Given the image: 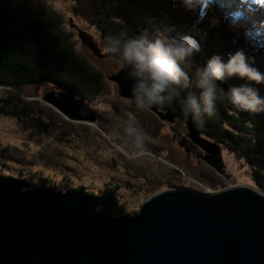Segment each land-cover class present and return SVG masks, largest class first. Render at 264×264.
Listing matches in <instances>:
<instances>
[{
	"label": "water",
	"instance_id": "water-1",
	"mask_svg": "<svg viewBox=\"0 0 264 264\" xmlns=\"http://www.w3.org/2000/svg\"><path fill=\"white\" fill-rule=\"evenodd\" d=\"M84 42L97 53L90 37ZM109 57L106 54H97ZM119 95L134 99L127 69L109 77ZM44 101L74 122L94 123L90 102L56 85ZM162 120L174 113L150 108ZM188 137L218 172L222 149L195 130ZM0 264H264V193L236 185L212 192L166 189L128 215L105 214L92 196L27 190L0 181Z\"/></svg>",
	"mask_w": 264,
	"mask_h": 264
},
{
	"label": "trees",
	"instance_id": "trees-1",
	"mask_svg": "<svg viewBox=\"0 0 264 264\" xmlns=\"http://www.w3.org/2000/svg\"><path fill=\"white\" fill-rule=\"evenodd\" d=\"M70 1H72L73 14L92 24L97 29L102 43L104 38L109 35L117 36L121 31H124L135 36L156 24L174 25L180 32L188 31L196 20L194 13L186 12L179 3H174V0ZM63 22L62 16L43 0H0V86L13 89V92L4 89L9 96L5 95L0 100V110L3 114L23 118L32 111L37 112L34 105L20 95L24 94V88L32 85L51 83L54 88L56 85H60L90 103L100 95L104 86L103 73L77 51L70 35L63 29ZM80 37L84 41V37L89 36L80 32ZM238 47L248 48V45L243 37H236L225 25H221L209 31L207 39L202 42L200 55L204 60L213 54H220L227 58V54L235 51ZM248 51L250 55H255L256 67L264 72V52H253L250 48ZM243 83H245L244 80L233 77L224 81L223 87L227 89ZM257 87L261 96H264V85H257ZM182 104L183 94L171 104L165 103L160 107L174 113L177 122L181 123V126L186 125L187 127L190 117L184 115ZM35 105L44 113L48 112L39 104L35 103ZM217 109L215 117H205L203 126L191 120L194 129L199 131L203 138L219 145L222 151L226 150L236 160H242L250 170V180L256 189L264 193V113L255 115L238 113L226 102H218ZM112 110L115 116L110 126L111 118L98 115L99 125L112 143L121 144L124 141L126 144L123 147H127L126 150H135L134 138L129 137L125 132L129 117L136 120L137 127L142 129L146 136L151 139L158 136L162 127L161 122L154 115L147 113V109H138L135 101L126 102V106L122 110L118 106L116 108L114 106ZM50 111L53 117H51L49 125L60 127L63 130V135L68 133L69 140L91 141L93 135H97L100 141L104 140L102 142L105 144L104 150L107 153L110 152L109 149L112 145L99 131L88 126L78 127L56 115L52 110ZM46 120V116L39 114L33 117V126L39 122V131L46 132L48 122ZM183 142L189 147L191 146L190 142ZM145 143L148 151L157 152V147L150 144L147 139ZM198 148L200 147L198 146ZM117 152L115 151V153ZM8 159L21 161L17 157ZM125 159L130 162L126 161V171H129L131 176L133 173L132 177L136 178V181L138 179L147 180L152 190L160 186L161 189H180L203 193L193 190L191 187L178 185L179 181L175 177L171 178V181H165L166 177L162 178L150 173L152 167L142 164L139 167V164L132 163L126 156ZM19 161L18 164L23 163ZM172 170L177 171L176 169ZM8 179L21 181L27 190L62 191L59 185L57 188L47 179L31 182L25 178L18 179L0 175V181ZM207 180L213 189L217 186V181L219 185L222 183L220 179H214L212 176H209ZM221 187L224 186L221 185ZM64 190L63 192L81 190L88 196H92L96 199L99 211L102 213L118 216L127 214L124 205L119 202L113 189L106 187L101 191H89L83 187H74Z\"/></svg>",
	"mask_w": 264,
	"mask_h": 264
},
{
	"label": "rangeland",
	"instance_id": "rangeland-1",
	"mask_svg": "<svg viewBox=\"0 0 264 264\" xmlns=\"http://www.w3.org/2000/svg\"><path fill=\"white\" fill-rule=\"evenodd\" d=\"M43 1L62 16L63 29L70 35L77 51L104 75L103 90L97 99L90 103L91 109L97 114V119L94 123L74 122L47 104L44 101L45 94L55 90L51 83L24 88V94H20L21 97L32 103L37 112L32 111L23 118H17L5 115L0 110V175L18 179L25 178L31 182L47 179L50 180L51 184L54 183L55 187L58 188L57 185H59L61 188L59 189L62 191L74 187H83L89 191H101L107 187L115 190L119 202L124 205L127 214L136 213L151 196L168 188L161 189L159 186L152 190L147 180L138 179L139 182L136 181V178L132 177L134 174L131 173V176L130 172L125 169L127 161L125 155L116 148V145L125 146L126 142L112 143L99 125L98 115L111 118L110 126L115 116L112 108L118 106L122 110L126 106V102L135 101L134 99L122 98L119 95L117 84L109 79L123 66L110 57L102 58L97 55L105 54L103 52L104 45L98 36L97 29L82 17L73 14L72 1ZM80 32L93 40L98 50L97 53H94L89 45L83 41ZM4 89L13 92L12 87L3 88L0 86V100L5 95L9 96ZM35 103L42 108L44 107L48 112L44 113L39 110ZM50 110L78 127L88 126L99 131L112 145L110 149L108 148L110 152L107 153L104 150L105 144L102 143L104 140L101 139L100 141L97 135H93L91 141L69 140L68 133L63 135V130L60 127L49 125L51 117H53ZM147 110V113L154 115L161 122L162 127L156 138L151 139L146 136L147 141L158 149L156 148V153L150 150L148 156L130 159L132 163L139 164V167L140 164L150 166L152 167L150 173L162 178L166 177L165 181H171V178L175 177L179 181L178 185L191 187L193 190L203 193L236 185H246L256 189L250 180V170L242 160H236L232 154L223 150L222 157L225 167L223 172H218L206 163L204 151L192 145L186 125L181 126V123L177 122V118L173 122L162 120L153 110L150 108ZM39 114L46 116V121H48L46 132L39 131V122L33 126L32 119ZM183 141L190 142L191 146L189 147ZM115 151H118V154ZM11 157H17L21 160L18 161L23 163L18 164V161L8 159ZM172 169H176L179 174ZM209 176L220 179L222 183L219 185L217 181V186H214V189L211 188L207 180ZM66 185L67 187H65Z\"/></svg>",
	"mask_w": 264,
	"mask_h": 264
},
{
	"label": "clouds",
	"instance_id": "clouds-1",
	"mask_svg": "<svg viewBox=\"0 0 264 264\" xmlns=\"http://www.w3.org/2000/svg\"><path fill=\"white\" fill-rule=\"evenodd\" d=\"M196 20L188 31L174 25L156 24L135 36L121 31L104 38L103 52L127 69L131 92L138 109L171 104L183 94L185 116L203 126L205 117L217 114V103L226 102L238 113H264V96L257 85H264V72L256 67L253 52H264V0H174ZM225 25L236 37H243L248 48L238 47L227 58L200 55L209 31ZM203 26V27H202ZM238 77L245 83L227 89L223 82ZM195 89V91H193ZM125 132L134 138V151L116 148L129 159L150 155L146 134L134 118H127Z\"/></svg>",
	"mask_w": 264,
	"mask_h": 264
},
{
	"label": "flooded vegetation",
	"instance_id": "flooded-vegetation-1",
	"mask_svg": "<svg viewBox=\"0 0 264 264\" xmlns=\"http://www.w3.org/2000/svg\"><path fill=\"white\" fill-rule=\"evenodd\" d=\"M192 145L196 146L195 144H192ZM196 147H198V146H196ZM201 155H202V154H201Z\"/></svg>",
	"mask_w": 264,
	"mask_h": 264
},
{
	"label": "snow or ice",
	"instance_id": "snow-or-ice-1",
	"mask_svg": "<svg viewBox=\"0 0 264 264\" xmlns=\"http://www.w3.org/2000/svg\"><path fill=\"white\" fill-rule=\"evenodd\" d=\"M258 2H260V0H258Z\"/></svg>",
	"mask_w": 264,
	"mask_h": 264
},
{
	"label": "bare ground",
	"instance_id": "bare-ground-1",
	"mask_svg": "<svg viewBox=\"0 0 264 264\" xmlns=\"http://www.w3.org/2000/svg\"><path fill=\"white\" fill-rule=\"evenodd\" d=\"M122 69V68H121Z\"/></svg>",
	"mask_w": 264,
	"mask_h": 264
}]
</instances>
